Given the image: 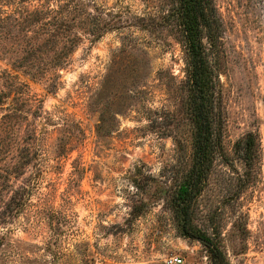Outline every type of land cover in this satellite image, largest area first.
I'll return each instance as SVG.
<instances>
[{"label": "rangeland", "instance_id": "374dc122", "mask_svg": "<svg viewBox=\"0 0 264 264\" xmlns=\"http://www.w3.org/2000/svg\"><path fill=\"white\" fill-rule=\"evenodd\" d=\"M213 4L220 146L193 223L230 264H264V0ZM175 9L0 0V264H212L172 207L194 131Z\"/></svg>", "mask_w": 264, "mask_h": 264}, {"label": "trees", "instance_id": "16d2710c", "mask_svg": "<svg viewBox=\"0 0 264 264\" xmlns=\"http://www.w3.org/2000/svg\"><path fill=\"white\" fill-rule=\"evenodd\" d=\"M176 9L169 19L175 21L184 39L187 53V109L193 124L192 160L184 171L172 207L181 233L200 241L208 250L212 264H230L218 244L193 223L195 201L201 195L211 172L214 155L220 146L221 101L216 77L203 40L214 47L218 36L213 0H173ZM2 10H0V15ZM34 14H39L36 11ZM3 95H0V102ZM245 161L250 166L255 148L253 134L241 142ZM240 146V144H238Z\"/></svg>", "mask_w": 264, "mask_h": 264}, {"label": "built area", "instance_id": "2783aa9c", "mask_svg": "<svg viewBox=\"0 0 264 264\" xmlns=\"http://www.w3.org/2000/svg\"><path fill=\"white\" fill-rule=\"evenodd\" d=\"M182 263H183L182 259L178 257H172L166 261V264H182Z\"/></svg>", "mask_w": 264, "mask_h": 264}]
</instances>
